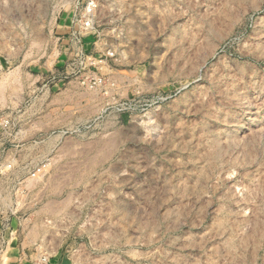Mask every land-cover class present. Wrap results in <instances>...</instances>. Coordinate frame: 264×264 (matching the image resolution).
I'll return each mask as SVG.
<instances>
[{"label": "rangeland", "instance_id": "1", "mask_svg": "<svg viewBox=\"0 0 264 264\" xmlns=\"http://www.w3.org/2000/svg\"><path fill=\"white\" fill-rule=\"evenodd\" d=\"M54 260L264 264V0H0V264Z\"/></svg>", "mask_w": 264, "mask_h": 264}, {"label": "crops", "instance_id": "2", "mask_svg": "<svg viewBox=\"0 0 264 264\" xmlns=\"http://www.w3.org/2000/svg\"><path fill=\"white\" fill-rule=\"evenodd\" d=\"M25 258H26V259H24V257L20 258V256H19L18 258L16 257V259H18V260H21V259H22V261L26 260V262H28V260H30V257H28V255H26ZM54 261H55V262H54ZM54 261H52L51 264H60L58 261H56V260H54ZM15 264H18V263H15ZM26 264H28V263H26ZM29 264H30V263H29Z\"/></svg>", "mask_w": 264, "mask_h": 264}]
</instances>
